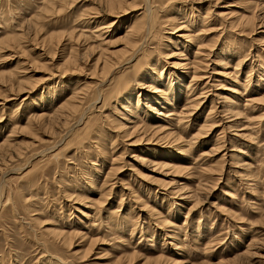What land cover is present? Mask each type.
<instances>
[{
	"label": "rangeland",
	"instance_id": "obj_1",
	"mask_svg": "<svg viewBox=\"0 0 264 264\" xmlns=\"http://www.w3.org/2000/svg\"><path fill=\"white\" fill-rule=\"evenodd\" d=\"M122 2L0 0V264H264V0ZM147 3L125 65L113 51Z\"/></svg>",
	"mask_w": 264,
	"mask_h": 264
},
{
	"label": "bare ground",
	"instance_id": "obj_2",
	"mask_svg": "<svg viewBox=\"0 0 264 264\" xmlns=\"http://www.w3.org/2000/svg\"><path fill=\"white\" fill-rule=\"evenodd\" d=\"M122 1H124V0H105V4H106V9L108 10V11H111V12H113L114 10H118V9H121V5H122ZM96 2V1H95ZM101 3H102V1H100ZM192 2V1H191ZM124 4V3H123ZM126 4V3H125ZM146 6H145V8H144V14L141 16V17H135L134 18V20L131 22V24L130 25H128V27H127V29H126V31H125V34L123 35V37H122V41H121V44H122V42H123V48H122V50H117V51H113L114 53H115V56H116V52H118V53H120V52H122V54L123 55H128L129 54V52L131 53V52H133L132 53V56L130 57V59H129V61H127L126 63H124L125 65H128L130 62H131V60L132 59H134L135 57H136V55L138 56V54H139V52L140 51H143V49H142V46H143V44L145 43V41H143L144 39H147L148 38V36H149V34L151 33V30L154 28V26H155V19H153V12L151 11V6H150V4H145ZM143 8V7H142ZM105 9V8H104ZM107 10H105V11H107ZM125 10V9H124ZM97 11V10H96ZM130 11V10H129ZM111 12H110V14H111ZM102 13H105V12H102ZM115 13V12H114ZM119 13V12H118ZM120 13H121V11H120ZM101 14V13H100ZM113 14V13H112ZM262 14V13H261ZM106 15V14H105ZM109 15V14H108ZM205 15V14H204ZM118 17H119V15H117ZM174 17V16H173ZM242 19H244V18H242ZM241 20V19H240ZM174 21V20H173ZM242 22V21H241ZM177 23V22H176ZM260 23V22H259ZM180 24V25H179ZM182 24H184V23H182ZM174 25H176L175 23H174ZM254 26H256V25H253L252 27L254 28ZM258 28H260V26H257ZM181 28H182V26H181V23H178L176 26H174V28H173V30H176V29H180L181 30ZM253 30H255V29H253ZM95 31H97V30H95ZM101 33H102V31H101ZM101 36V35H100ZM183 36V35H182ZM99 38H101V37H99ZM184 38V40H186L185 38H187L188 40L187 41H191L192 40V38H190V37H188V36H184L183 37ZM25 39V38H24ZM197 48L194 50V59H198L199 58V56L201 55V53H202V49H205V48H201V45H198V46H196ZM208 47V46H207ZM187 48V47H186ZM120 51V52H119ZM113 52H111V53H113ZM102 55V54H101ZM121 55V54H120ZM199 55V56H198ZM208 55H209V52H207V54H205L204 53V55H203V57L204 58H202V59H200L199 58V60H195V61H197V62H199V63H204V60L203 59H205V58H208ZM167 56V55H166ZM98 57H99V55H98ZM101 57L102 56H100V58H98L97 59V61H96V64L95 65H98V63L101 61V66H102V68H101V73H104L105 72V75H104V77L105 76H108L109 75V73L112 71H106V66H108L107 64H106V62H103V64H102V60H101ZM105 58V57H104ZM137 58V57H136ZM219 60V59H218ZM68 61V60H67ZM66 61V62H67ZM105 61V60H104ZM108 63V62H107ZM174 64V65H173ZM172 64V67H174V68H184L185 70L186 69H189V68H191L192 69V67H194V69L195 68H197V66H195V63H193V62H189V61H187L186 63H184V64H181V63H178V64H175V63H173ZM113 65H115V64H113ZM100 66V65H99ZM112 66V64L109 66V67H111ZM117 66V65H116ZM116 66H114L112 69H114V68H116ZM189 66V67H188ZM96 67V66H95ZM163 66H162V69L160 70V71H158V73H157V71H156V73H153V74H157V76H159V75H161L162 74V71H163ZM100 70V69H99ZM113 71H115V70H113ZM112 71V72H113ZM154 72V71H153ZM186 73H182V74H180V76L182 75H187V71H185ZM193 72V71H192ZM98 73V72H97ZM168 75H170V74H168ZM193 75V74H192ZM191 75V76H192ZM171 76V75H170ZM148 78V77H147ZM170 78V77H169ZM198 78H200V76H197V75H193L192 77H191V79H193V80H195V79H198ZM202 78V77H201ZM163 79V78H162ZM178 79H180L179 77H177L176 76V81L178 80ZM171 80V79H170ZM149 81V80H148ZM159 81V80H158ZM192 81V80H191ZM261 81H264V79H261ZM19 82V81H18ZM108 82V81H107ZM161 82H164L165 84H168L169 82H168V78L166 77L165 79H163ZM190 83V82H189ZM20 84V83H19ZM18 84V85H19ZM164 84V85H165ZM196 84V83H195ZM191 85V84H190ZM199 86L200 85H198V86H194V88L195 87H198L199 88ZM20 87V86H19ZM18 87V88H19ZM22 88V87H21ZM146 89V91H150L151 93H153V94H155L156 95V97H159V96H162V92L161 91H159V89H158V87H156V86H153L152 84H150V85H148L147 87H145ZM193 88V87H192ZM193 88V89H194ZM206 88V87H205ZM204 87H203V89H205ZM11 90V89H10ZM20 90V89H19ZM18 90V91H19ZM191 90V88H189V90L188 91H190ZM206 90V89H205ZM82 91L83 92H85L83 89H78V88H74V90H73V92L70 94V96H69V98L67 99V101H66V103L64 104V105H62V107L61 108H63V111H64V109L65 108H68L67 110H69L70 112H72V113H76V111L78 110V104L80 103L79 102V100H81L82 98H79V95H83L84 93H82ZM13 92V91H12ZM23 92V91H22ZM29 92H31V91H29ZM81 92V93H80ZM198 94V93H197ZM199 95H201V93H199ZM198 95V96H199ZM83 97V96H82ZM194 97V96H193ZM155 100L154 101H156L157 102V99L156 98H154ZM197 99H199V98H194L193 100H192V103L193 104H191V105H189V107L186 109V113L185 112H183L182 113V115L184 114H188V113H190L192 110H195L196 108H197V106H198V108H199V106L201 105V103L203 102L202 100L200 101V100H197ZM202 99V98H201ZM261 100V99H260ZM264 100V99H263ZM259 101V100H258ZM225 102V101H224ZM249 102V101H248ZM64 103V102H63ZM62 103V104H63ZM175 105V104H174ZM183 106V105H182ZM151 106L149 105V108H150ZM225 107H227V106H225V105H223V107H221V112H222V114H225V116L226 115H228L230 118L232 117V118H235L236 116H238L239 115V113H237V112H235L234 110V112L231 110V109H233V108H230V110L229 109H227V108H225ZM230 107H232V106H230ZM152 108V107H151ZM162 108V107H161ZM229 108V107H228ZM197 110V109H196ZM213 110H214V106H211L210 108H209V112H208V117L209 116H211V114H213ZM58 111H59V109H58ZM61 111V110H60ZM66 111V110H65ZM161 112V111H160ZM194 112V111H193ZM35 113V112H34ZM39 113V112H38ZM63 112H61L60 114H61V116L62 115H64V113L62 114ZM37 114V113H36ZM34 114V115H32L28 120L26 119V121H27V123L28 124H31L32 122H38V121H41L42 120V114L40 113V115L39 114ZM67 114H68V112H67ZM69 114H71V113H69ZM162 114V113H161ZM165 114V113H164ZM169 115H172V113H169L168 115H162L164 118L165 117H168ZM183 115V116H184ZM47 116V115H46ZM54 116V115H53ZM56 117L55 118H57V117H61V116H58V115H55ZM65 116H67L66 114H65ZM158 116V115H157ZM216 116V115H215ZM49 117V116H48ZM63 117V116H62ZM188 117V116H187ZM51 118H53V117H51L50 116V119ZM64 118H66V117H64ZM68 118V117H67ZM215 118V117H214ZM58 119V118H57ZM56 119V120H57ZM124 118H121V120H123ZM207 119H209V118H207ZM207 119H205V121L207 120ZM237 119V118H236ZM163 120V119H162ZM49 121V120H48ZM54 121V120H53ZM188 122V121H187ZM42 123V122H41ZM207 123V122H206ZM215 123H217V121H211L210 122V124H204V125H206V126H204V128H213V126L212 125H214ZM56 124V123H55ZM175 124V123H174ZM49 125V124H48ZM123 125V124H122ZM26 126H28V125H26ZM42 126H44V127H46V123L44 124V125H42ZM121 128L120 129H123L122 131H124L125 133H124V137L125 138H127V137H131V135L132 134H134L135 132H137V128L136 127H134V129H133V126L132 127H130V128H125V127H122L121 125H119ZM221 126V125H220ZM25 127V126H24ZM153 127V126H152ZM28 128V127H27ZM27 128H26V130H27ZM31 128H33V127H31ZM47 128V127H46ZM52 128V127H51ZM166 129V128H165ZM201 130H202V128H200ZM39 130V129H38ZM172 130V129H171ZM29 131V130H28ZM141 131V130H140ZM159 131H161V129H143L141 132H140V136H141V138H139L140 139V141H141V139H142V136H146V135H148L150 138V140L153 138V136H155V135H159L160 133H158ZM205 131V130H204ZM158 133V134H157ZM165 132H161V134L163 135ZM160 134V135H161ZM161 135V136H162ZM172 135V133H166L165 135H163L162 137H160L159 139H161V138H163V139H167V137H169V136H171ZM135 136V135H134ZM138 136V135H137ZM147 137V136H146ZM195 138V137H194ZM144 139V138H143ZM149 139L147 140V141H149ZM5 140V139H4ZM168 140V139H167ZM177 141H178V139H176ZM176 140H174V141H176ZM7 141V140H6ZM137 141V140H136ZM135 142V141H134ZM133 142V143H134ZM144 142V141H143ZM152 142V141H151ZM150 142V143H151ZM10 143V142H9ZM137 143V142H136ZM154 143V142H153ZM156 143V142H155ZM179 143V142H178ZM1 144V143H0ZM6 144V142L4 143H2V145L0 146V148H2V147H4L5 148V145ZM8 146V145H7ZM7 148V147H6ZM6 151V150H5ZM8 151V150H7ZM109 151V150H108ZM3 156V155H2ZM10 156V155H9ZM168 155H166V157H167ZM112 157V156H111ZM169 158H171V157H169ZM177 158V157H176ZM113 159V158H112ZM111 159V160H112ZM114 160H116V159H114ZM113 161V160H112ZM115 170V169H114ZM113 171V170H112ZM189 197H191V196H185L184 198H186V199H188ZM56 233V232H55ZM58 235V237L60 238H62L63 239V241H62V239H61V241L62 242H64V239L67 237V236H69V235H71V233L69 234V235H65V234H63V233H57ZM56 237V236H55ZM118 264V263H117Z\"/></svg>",
	"mask_w": 264,
	"mask_h": 264
}]
</instances>
